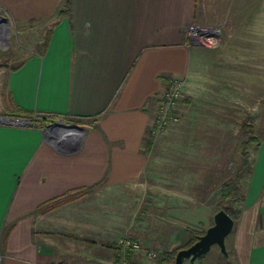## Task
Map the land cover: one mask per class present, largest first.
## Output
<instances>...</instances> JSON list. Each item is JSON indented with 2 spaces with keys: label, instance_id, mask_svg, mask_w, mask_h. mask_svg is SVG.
Returning <instances> with one entry per match:
<instances>
[{
  "label": "crops",
  "instance_id": "obj_1",
  "mask_svg": "<svg viewBox=\"0 0 264 264\" xmlns=\"http://www.w3.org/2000/svg\"><path fill=\"white\" fill-rule=\"evenodd\" d=\"M3 17L9 41L14 26L38 23L51 35L18 69L0 62V116L21 108L39 121L57 115L54 121L86 131L45 133L0 120V264H149L148 249L182 246L187 227L206 231L225 181L218 180L214 141L232 137L243 120L234 123L230 109L193 103L195 91L217 84L203 75L220 51L203 50L186 31L194 22L225 25L224 42L258 43L242 45V61L225 73L247 76L252 66L264 86V0H72L68 9L65 0H0ZM174 76L186 79L180 119L159 130L160 95ZM243 81L236 89H249ZM234 84L218 82L225 101L233 102ZM257 127L260 142L253 143L245 201L230 237L232 264H264V115ZM86 187L84 196L47 208ZM106 191L113 199L126 191L117 198L123 208L107 211ZM122 237L138 240L142 250L121 249Z\"/></svg>",
  "mask_w": 264,
  "mask_h": 264
},
{
  "label": "rangeland",
  "instance_id": "obj_2",
  "mask_svg": "<svg viewBox=\"0 0 264 264\" xmlns=\"http://www.w3.org/2000/svg\"><path fill=\"white\" fill-rule=\"evenodd\" d=\"M206 26L215 27L221 30L220 40L217 45L207 46L203 44H197V45H201L202 48L205 47L203 48V50L212 49L215 51H220L219 53H216L213 55L212 63H211L212 72L206 73L203 75V76L214 78L217 84H212V87L210 90H202V89L200 90L199 89L198 91H195L196 97H195V101L193 100L194 101L193 103L203 108L207 107L208 108L207 110L217 111L220 113H226L227 112L226 110L230 109L231 111L229 110L228 114L229 113L233 114L234 119L236 120L234 123L238 124V121L240 119L243 120V123H241L243 124V127L241 128V130L239 129L238 125H237V128L234 127L232 137L226 136L224 133L221 136H217V139L214 141L215 142L214 145H216L218 148V151L216 154L217 165L219 168L218 174H217L218 180L220 178L227 180L228 178H231L234 176L237 168L239 167L238 165L239 160H240L239 154L241 151L239 145L241 144V141H244V140L247 141L249 137L252 138L254 137L253 135L258 134L257 120L264 115V86L261 83V81H258L259 74L253 71L254 69L252 66L250 67L251 72L247 76L245 75L241 76L240 74L231 75L229 73H225V70L227 67H229V65L233 66V65H236L238 61H242L241 59L242 55L240 51L245 49V47H242V45L253 48L258 43L224 42V35L226 34L227 28H228L227 26L225 25H222V26L206 25ZM42 30H43L42 26L38 25V23L34 25H27L24 27L14 26L10 41L8 40V43H9L8 46H6L4 50H0L1 65L5 67H9V66L18 64L19 62L23 60L24 56H26L27 54H30V52L41 50L44 47V41L47 35V31L43 34L44 30L43 31ZM206 47H211V48H206ZM252 52L253 51L250 52L251 62L257 61L255 57L254 58L252 57V54L254 53ZM207 55H208V52H207ZM203 68H205V66ZM259 76L261 78V74ZM242 77L244 80L243 81L244 86L247 84L249 87V89L247 90L241 87L240 89H236V85H238L236 84V82L240 83ZM227 79L235 80V84H234L235 89L233 91L234 93L233 102H231L230 100L225 101L226 98L224 97V94L227 92V90L225 89L222 90L221 88L220 89L218 88V86H220L218 85V82L225 83ZM206 86H208V84H206ZM178 101H177V104H178ZM207 102H209V105H206ZM215 103L224 104V106H221V105L217 106ZM177 104H176V107L172 110V112L174 111V113H177L176 111ZM161 106L162 104L160 105V107ZM251 115L253 116L250 117ZM158 125H159V121H158ZM169 125L170 124H168L166 127H168ZM166 127L160 128L158 126L159 130L160 129L162 130ZM210 140H213V138H211ZM254 145L255 144L252 143L248 147L250 154H251V158L253 157V154L255 152ZM212 160H213V156H212ZM244 181L245 179H243L242 182L244 183ZM218 189L219 191H221L220 185ZM124 192H125L124 194L122 192V195L120 196L118 195L119 198L121 197L122 199H124L127 196L126 191ZM108 194L109 192L106 191L104 195V199H107V205L105 206L107 211L113 213L114 211H117L119 207L123 208V206L125 205L124 201L119 203L117 199L118 196H116V199H113L111 196H108ZM226 202L227 200L224 197L222 198V194L221 195L219 194V201L217 203L218 205L216 207V212L219 209L223 208ZM141 204L143 206V203L138 202V206ZM213 223H214V217H213L211 225ZM230 237H231V234L228 235L226 238V249L229 254L228 258L220 251V248L217 245H214L207 254H205L201 258H198L194 262V264H200V263L201 264H232L233 259L230 257L231 255V238ZM148 250H154L156 251V253L158 252L157 249H148ZM139 254H141V252H139ZM156 257L154 259H150L146 254V258H147L146 262L149 264H153L155 262ZM183 264H190V261L185 260Z\"/></svg>",
  "mask_w": 264,
  "mask_h": 264
},
{
  "label": "trees",
  "instance_id": "obj_3",
  "mask_svg": "<svg viewBox=\"0 0 264 264\" xmlns=\"http://www.w3.org/2000/svg\"><path fill=\"white\" fill-rule=\"evenodd\" d=\"M72 4V0H65V9L70 8ZM51 35V29H49L46 39L44 41V47L48 45L49 39ZM23 64V61L19 62L18 64L9 66L10 70H16ZM9 116L11 117H19V118H26L30 119L33 125L37 127H45L47 124L44 120L54 121L57 119V115H46L43 118V121L38 120V114L34 113L29 110L18 108L17 110H13L10 112ZM256 142V146L259 145L260 140H256L255 137H252L246 141H242L240 145V154H239V167L237 168L233 177L228 178L225 180L221 185V192L223 197L227 200L226 204L223 208L236 220L241 212L242 207L245 201V190L242 186V180L247 175L251 174L252 167H253V160L251 158V154L249 151V145ZM89 187L81 188V189H74L71 190L62 196L54 199L50 204L48 209H52L63 205L71 200L78 199L84 196L88 192ZM189 235V239L186 243L182 246L170 248L166 251H159L155 262L153 264H174L175 256L180 249L187 248L193 243H195L199 237V235L203 234L205 231H199L193 228L187 227L185 229ZM119 247H121L119 245ZM121 249H123L121 247ZM204 256V255H203ZM202 256V257H203Z\"/></svg>",
  "mask_w": 264,
  "mask_h": 264
},
{
  "label": "water",
  "instance_id": "obj_4",
  "mask_svg": "<svg viewBox=\"0 0 264 264\" xmlns=\"http://www.w3.org/2000/svg\"><path fill=\"white\" fill-rule=\"evenodd\" d=\"M0 22H4L5 30L3 31L6 36L4 37V42L7 43L8 35L11 32L10 21L7 18L0 19ZM2 45V43L0 42ZM0 120L12 125H23V126H31L33 125L30 119L19 118V117H8V116H0ZM65 128L66 130L71 131V133L75 130H82L85 132V128L79 124H70L63 123L60 120L54 121L48 125H46L42 130L43 132H55ZM80 145V142L76 144ZM55 147L59 150H62V144L57 142ZM235 226V219L224 209H219L214 214V223L209 226L206 231L199 235L197 241L190 245L187 248L180 249L176 256L174 264H183L185 260H189L190 264H194V262L207 254L214 245H217L220 248V251L228 256V251L226 249V238L233 232Z\"/></svg>",
  "mask_w": 264,
  "mask_h": 264
},
{
  "label": "built area",
  "instance_id": "obj_5",
  "mask_svg": "<svg viewBox=\"0 0 264 264\" xmlns=\"http://www.w3.org/2000/svg\"><path fill=\"white\" fill-rule=\"evenodd\" d=\"M1 29V24H0ZM221 30L215 27L206 26L198 23H191L186 31L187 38L196 44H203L207 46H214L219 43ZM186 79L184 77H170L167 81L166 87L160 95L162 99V106L158 117L159 127H166L170 123L178 122L180 116L178 113L172 112L176 107L177 101L183 95ZM118 244L124 249H131L134 251H141V243L130 237H122L119 239ZM150 259H154L157 255L154 250L145 251ZM57 264H64L59 262Z\"/></svg>",
  "mask_w": 264,
  "mask_h": 264
},
{
  "label": "flooded vegetation",
  "instance_id": "obj_6",
  "mask_svg": "<svg viewBox=\"0 0 264 264\" xmlns=\"http://www.w3.org/2000/svg\"><path fill=\"white\" fill-rule=\"evenodd\" d=\"M2 45H5V42L3 41Z\"/></svg>",
  "mask_w": 264,
  "mask_h": 264
}]
</instances>
